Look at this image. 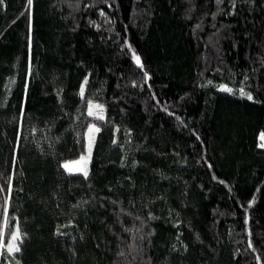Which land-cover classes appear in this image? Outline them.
<instances>
[{
    "label": "trees",
    "instance_id": "obj_1",
    "mask_svg": "<svg viewBox=\"0 0 264 264\" xmlns=\"http://www.w3.org/2000/svg\"><path fill=\"white\" fill-rule=\"evenodd\" d=\"M261 134L264 0L0 4V264H264Z\"/></svg>",
    "mask_w": 264,
    "mask_h": 264
},
{
    "label": "snow or ice",
    "instance_id": "obj_2",
    "mask_svg": "<svg viewBox=\"0 0 264 264\" xmlns=\"http://www.w3.org/2000/svg\"><path fill=\"white\" fill-rule=\"evenodd\" d=\"M32 2H33V0H27V3H28L29 6L32 5ZM2 3H3V0H0V4H2ZM133 57H134V59H135L137 65H138L139 67L143 68V64H142V62H141L140 57L137 56V55H135V53H133ZM145 75H147V73H145ZM86 83H87V81H85V84H86ZM220 91L228 92V93H232V92H233V90H232L231 88H229V87H227V86H225V85H221V86H220ZM81 95H83V89H81ZM240 95H241V96H245V95H246L247 98H248L249 100L252 99V96H251L250 94L245 93L243 89H240ZM93 108L100 109L101 111L103 110L101 105H92V104H89V106H88V114H89V115H93V111H92ZM98 118H99V119H103V116H98ZM93 130H95V132H99V129H98V128H95V129H94V126H93V128H90V129H89V133H90V142H89V150H88V155H89V157H90V155H91V141H92V139H93V137H92L91 134L93 133ZM260 139H261L262 141H264V134H261ZM261 147H264V143L261 144ZM84 160H85V158L82 156V157H81V161H84ZM76 163H80V162H76ZM63 167H64L66 170H68L69 172H72V171H73V169H72V168L69 166V164H67V163L64 164ZM76 170H77V171H81V172H83V175H84V176H87V175H88L86 168H78V169H76ZM253 203H254V202H253ZM250 206H251V205H250ZM11 239H12V243H9V244L7 245V250H8V252H9V253L19 252V251H20V248H19V246L15 243V241L21 239V236H20V234H19V229H18V228H17L16 232L12 235Z\"/></svg>",
    "mask_w": 264,
    "mask_h": 264
},
{
    "label": "rangeland",
    "instance_id": "obj_3",
    "mask_svg": "<svg viewBox=\"0 0 264 264\" xmlns=\"http://www.w3.org/2000/svg\"><path fill=\"white\" fill-rule=\"evenodd\" d=\"M233 92H234V90H233ZM232 92V93H233ZM228 93V92H227ZM94 114H95V116L96 117H98V116H102V113L98 110V109H96L95 111H94ZM90 128H93V126H91ZM89 128V129H90ZM95 128H97V127H95L94 126V129ZM97 134H98V132H95V130H93V133L91 134L92 135V137H93V139H92V141H91V155H92V150H93V146H94V142H95V139H96V136H97ZM89 142H90V133H89V130H88V134H87V147H86V153L83 155V157L85 158V160L84 161H81V158L79 159V160H77V161H73V162H66L67 164H69V166L73 169V171L72 172H69L68 170H66L65 168V171L67 172V173H69V174H74V175H83V172H81V171H77L76 169H78V168H86V170H87V173H89V171H90V160H91V155H90V157H89V155H88V150H89ZM263 143H264V141H263ZM76 162H80V163H76ZM66 163H64V164H66ZM84 176V175H83ZM2 248H0V258H1V256H2Z\"/></svg>",
    "mask_w": 264,
    "mask_h": 264
}]
</instances>
